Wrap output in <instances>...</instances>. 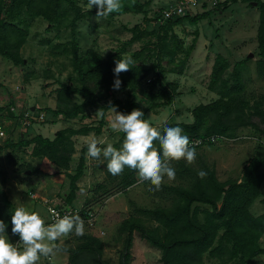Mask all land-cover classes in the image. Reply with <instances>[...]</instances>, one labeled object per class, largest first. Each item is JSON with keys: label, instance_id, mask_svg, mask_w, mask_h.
<instances>
[{"label": "rangeland", "instance_id": "1", "mask_svg": "<svg viewBox=\"0 0 264 264\" xmlns=\"http://www.w3.org/2000/svg\"><path fill=\"white\" fill-rule=\"evenodd\" d=\"M77 1L86 15L77 24L76 54H73L69 44L72 39L69 26L74 17L72 11L68 12V17L59 27L51 25L41 16L29 20L26 42L21 48L24 65L15 66L11 60L0 54V125L4 130V135H0V145H4L8 139L17 141L22 134L32 137L40 133L54 138L56 132L65 127L98 125L101 116L91 107L86 109L83 117L80 115L74 119H53L45 109L57 108L58 104L62 103L59 95L62 84L81 86L76 69L79 60L83 69L100 65V73L106 74L113 56L126 58L141 50L144 59H139L132 65V69H148L155 61L152 56L155 51L150 52L149 44L156 41L157 35H148L143 31L163 25L166 20L161 16L164 15V10L175 7L182 0H121V3L125 4L124 9L99 20L96 18L98 9L95 6L88 10V0ZM222 1L224 0H197L196 3L189 4L185 11L190 15L210 10V16L195 25L185 21L177 26L178 32L175 33L182 42L174 61L182 59L187 48L195 37H198V43L188 60L189 64L187 63L188 70L183 72L184 89L178 99L181 102L157 108L153 104L158 98L150 95L145 77L141 80V87L132 92L108 90L105 85H101L96 74L93 80H90V85L99 92L100 102L107 104L115 98L137 101L148 112L147 120L151 125L191 122L193 117L189 112L195 106L219 97L209 88L212 66L218 53L228 59L227 74L232 71L237 61L250 57L241 68L246 84L244 94L252 105L261 101L264 95V78L258 76L256 64L259 59L256 36L260 10L255 3L250 5L242 1L222 9L218 3ZM183 16L184 14L174 16V19ZM135 34L140 36L132 44H128ZM66 46L69 52H65ZM163 58L165 61L170 59L167 56ZM171 66L173 65L167 67ZM174 74H168L170 80ZM151 77L152 75H149V79ZM82 100L83 97L79 94L71 95L72 102L79 103ZM116 109L120 112L117 107ZM42 114L43 119L40 117ZM105 119L106 124L100 134L91 132L88 135L76 136L77 150L73 155L70 171L73 172L76 168L80 149L92 138L104 140L105 143L101 147H106L108 143L114 144L121 138L123 133H117L110 127L114 119L111 110L107 112ZM253 120L264 128V122L259 117L254 116ZM196 153L197 158L192 165L198 166L200 160H205L215 168L220 182L240 181L248 159L264 156V135L252 127H239L231 136L224 135L216 143L196 148ZM105 162L103 157L93 159L87 155L85 175L78 182L80 189L76 204L85 205L94 213L93 220L83 219L85 234L94 235L102 241L103 259L111 264H123L128 237L127 232L120 230L123 220L136 217L147 229L163 233L165 228L152 215L142 213L139 209L173 206L174 199L170 194L157 193L166 185H185L186 182L176 175L171 181L165 177L162 189L157 191L150 182L138 179L134 186L122 190L116 186L115 181L109 180ZM171 166L174 168V162ZM38 167L43 165L40 158L32 154L31 146L9 147L0 151V170L6 179L4 189L14 209L24 207L29 212H37L46 222L48 214L43 200L50 199L53 203L67 205L65 196L69 191V180L65 174L54 175L56 177L52 179L51 176L32 173V169ZM101 184H105V187L101 188ZM263 198L264 182L260 186L259 195L250 206L253 215L264 213ZM193 207L198 208V218L202 222L204 211L212 210L210 205L204 203H194ZM8 237L14 244L20 242V238L13 234H8ZM80 241L81 237L74 234L62 238L57 241L61 245V251L51 258L42 257L39 264H68L69 250L75 248ZM261 244L264 246V235ZM161 256L160 249L144 239L138 231L134 232L128 264H161ZM203 264L236 263L235 260L223 262L218 258H211L206 253ZM250 264H264V255L258 256Z\"/></svg>", "mask_w": 264, "mask_h": 264}, {"label": "trees", "instance_id": "2", "mask_svg": "<svg viewBox=\"0 0 264 264\" xmlns=\"http://www.w3.org/2000/svg\"><path fill=\"white\" fill-rule=\"evenodd\" d=\"M238 1L250 5L255 3L260 10L256 36L259 59L256 64L258 76L264 78V1L224 0L218 3L222 9H226L230 4ZM122 5L121 9H124L125 4ZM69 11L74 12V17L69 23L72 33L69 44H71L73 54H76L77 24L86 15L77 0H0V54L11 60L15 66L24 65L25 59L21 55V48L26 42L29 20L41 16L51 25L59 27L68 17ZM210 13L209 10L190 15L185 11L181 18H167L163 25L154 27L153 30L143 31L148 35H157L156 41H151L149 44L150 52H156V55L155 52L152 55L155 57V61L146 70L134 67L130 71L122 72L119 76L122 81L119 90L134 92L141 87V80L145 77L150 95L158 98L154 101L153 106L159 108L171 105L178 94L179 85L176 82L168 81L167 73L183 74L198 38L195 37L182 59L174 61L182 42L175 33L174 27L185 21L194 25L198 24L201 20L207 19ZM161 16L164 17V15ZM139 36L140 34H135L128 44H132ZM64 48L65 52H69L67 46ZM143 55V51L140 50L130 57L136 63L139 59H144ZM164 56L170 59L165 61ZM118 59L123 58L118 56L111 58L109 71L106 74L100 73V65L91 69H83L79 60L76 69L82 83L81 86L62 84L59 88L62 103H59L57 108L47 107L45 109L53 119L59 117L74 119L80 115L83 117L88 107L97 111L101 110L103 115L98 125L65 127L58 130L54 138L46 137L40 133L32 137L22 134L19 140L8 139L4 145H0V151L9 147L31 146L32 154L40 158L43 165V167L32 169V173H40L44 176L65 174L69 180V191L65 196L67 205L76 206L80 189L78 182L85 175L87 167L88 143L79 151L75 170L70 171L73 155L77 150L76 136L88 135L91 132H94L95 135L100 134L102 127L106 124V114L111 110V106L117 107L124 114H130L134 109H140L144 112L146 120V111L139 102L115 98L107 104L101 103L99 92L90 85V80H93V76L98 74L101 85H105L108 90L114 89L113 85L117 78L114 69ZM249 60L250 57L237 61L232 71L227 74L228 59L218 53L212 66L209 88L219 97L211 102L195 106L191 110L192 122L152 126L161 131L165 126H179L189 139L208 135L231 136L239 127H252L264 135V128L253 120V117L257 116L264 122V95L261 101L252 105L244 94L246 84L241 68ZM170 64L173 66L168 68L167 66ZM149 75H152L150 79ZM72 94L81 95L82 102H72ZM10 114L13 113L10 112ZM124 135L123 133L121 138L113 144L114 147L118 149L122 147ZM155 144L162 152L159 142L156 141ZM106 165L107 160L104 163L105 168ZM174 169L176 176L186 184L166 185L160 193H157L170 194L174 199L173 206L139 209L142 213L152 215L165 228L164 232L147 229L136 217L127 218L121 223V232L128 233L123 264H128L131 258L135 231H138L144 239L161 250V264H203L206 253L211 258H218L223 262L235 260L236 264H250L258 256L264 255V246L261 244L264 235V213L255 216L250 211V206L259 195L260 186L264 182V156L248 159L240 181L220 182L216 176L215 168L205 160H200L198 166L189 165L183 160L174 161ZM201 170L207 173L203 179L198 176V172ZM137 176L138 173L129 168H125L124 173L119 176H113L108 172L109 180L115 181L116 186L122 190L134 186ZM5 182L4 173L0 170V220H3L7 225V234H12L11 219L15 209L4 189ZM102 187H105V184H101ZM194 203H204L212 207V210L204 211L203 222L198 218V208L193 207ZM83 206L82 216L83 219H86L85 212L88 207ZM102 254V241L94 235L85 234L81 237L80 243L69 250L68 264H111L103 259Z\"/></svg>", "mask_w": 264, "mask_h": 264}, {"label": "clouds", "instance_id": "3", "mask_svg": "<svg viewBox=\"0 0 264 264\" xmlns=\"http://www.w3.org/2000/svg\"><path fill=\"white\" fill-rule=\"evenodd\" d=\"M98 9L96 18H107L110 14L119 12L122 8L121 0H88V10L93 7ZM134 60L131 57L118 59L114 69L115 79L113 88L119 90L122 81L119 76L122 72L132 69ZM114 113L110 127L113 131L124 133L122 147H114L102 139L92 138L88 141L87 155L93 159L103 157L107 160V171L113 176L124 173L129 168L138 173L140 181H148L154 190H161L165 177L169 181L175 179V169L172 162L186 161L194 164L197 158L196 147L189 137L183 134L179 126H165L161 131L144 119V112L134 109L130 114L118 112L111 106ZM97 115L102 116L99 110ZM158 141L160 149L156 147ZM207 175L203 170L198 176L203 179ZM12 234L18 235L19 243H12L7 234V225L0 220V264H39L41 258H51L61 251L57 243L62 238L74 234L82 237L85 235V223L79 214H55L53 223H46L37 212H29L24 207L15 209L12 219Z\"/></svg>", "mask_w": 264, "mask_h": 264}, {"label": "built area", "instance_id": "4", "mask_svg": "<svg viewBox=\"0 0 264 264\" xmlns=\"http://www.w3.org/2000/svg\"><path fill=\"white\" fill-rule=\"evenodd\" d=\"M197 0H182L180 4L176 5L173 8L165 9L164 10V17L165 19L171 18L174 16H180L182 15L189 4L196 3ZM41 119L44 118V114H42ZM0 135H4V130L2 128V125H0ZM223 136L220 135H208L205 137H194L190 138V141L194 142L195 147H202L206 144H213L218 142ZM138 180V177H137ZM43 202L45 203V207L48 214V220L46 223H53L55 219V214H59L61 217L64 215H75L79 214L80 217L83 219L82 212L84 210V206H76L73 205H59L56 203H53L50 199H44ZM85 216L87 220H93L94 219V213L91 211V209H87L85 212Z\"/></svg>", "mask_w": 264, "mask_h": 264}, {"label": "crops", "instance_id": "5", "mask_svg": "<svg viewBox=\"0 0 264 264\" xmlns=\"http://www.w3.org/2000/svg\"><path fill=\"white\" fill-rule=\"evenodd\" d=\"M178 26V25H177ZM177 26H175L174 27V31L177 33L178 32V30H177ZM198 43V42H197ZM189 64V63H188ZM188 64H187V67H186V69H185V71L186 70H188L187 68H188ZM168 74H174V72H170V73H167V80L168 81H172V82H176V83H178V94H177V96H176V98H175V100H174V102L172 103V104H174V103H176L177 102V104H178V102H181V101H178V99L179 98H181V94H183V89H184V79H183V77H184V75L183 74H174V77H173V79L172 80H170V77H168ZM176 76V77H175ZM177 79V80H175L174 81V79ZM182 78V79H181ZM182 89V90H181ZM211 90V89H210ZM211 92H214V91H212L211 90ZM216 94V93H215ZM147 113L148 112H146V120H147ZM189 114L193 117V115H192V113H191V111L189 112ZM190 117V116H189ZM193 121V120H192ZM191 121V122H192ZM56 176H51V178L53 179V178H55ZM68 258V257H67Z\"/></svg>", "mask_w": 264, "mask_h": 264}]
</instances>
